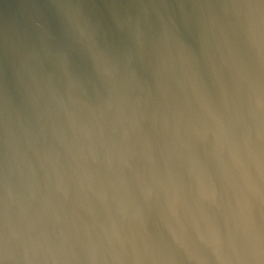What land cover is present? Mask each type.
Segmentation results:
<instances>
[{"label": "water", "instance_id": "95a60500", "mask_svg": "<svg viewBox=\"0 0 264 264\" xmlns=\"http://www.w3.org/2000/svg\"><path fill=\"white\" fill-rule=\"evenodd\" d=\"M0 264H264V0H0Z\"/></svg>", "mask_w": 264, "mask_h": 264}]
</instances>
